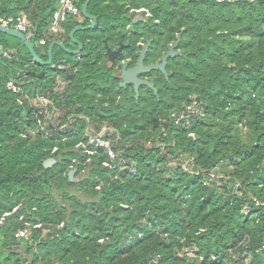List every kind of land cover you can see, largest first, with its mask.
Wrapping results in <instances>:
<instances>
[{
    "label": "trees",
    "instance_id": "1",
    "mask_svg": "<svg viewBox=\"0 0 264 264\" xmlns=\"http://www.w3.org/2000/svg\"><path fill=\"white\" fill-rule=\"evenodd\" d=\"M59 1L0 0V17H29L43 61L81 24L71 17L48 36ZM88 13L96 31L74 36L88 55L62 60L54 46V69L20 39L0 38V264H264V0H90ZM179 36L168 80L149 74L159 100L147 86L138 99L120 86L104 37L129 44L134 65L145 38L149 59ZM12 78L21 93L7 88ZM33 93L63 111L48 134ZM195 100L199 113L176 124L172 114ZM104 125L116 130L115 159L87 138ZM25 228L30 239H17Z\"/></svg>",
    "mask_w": 264,
    "mask_h": 264
},
{
    "label": "built area",
    "instance_id": "2",
    "mask_svg": "<svg viewBox=\"0 0 264 264\" xmlns=\"http://www.w3.org/2000/svg\"><path fill=\"white\" fill-rule=\"evenodd\" d=\"M79 0H60L59 7L55 11L52 19V24L49 27L48 36L53 38V36H57L60 33H63V23L67 21V19L73 17L74 19L78 20L79 22L83 21L82 11L78 5ZM0 26L13 28L19 32L25 34L29 39L34 38V31L32 28V22L26 14H21L17 17H0ZM47 38H41L37 40L38 45H45L47 44ZM6 56L10 57L9 53H5ZM56 67V65H53ZM63 67V66H61ZM21 84L15 79H10L7 83V88L11 90L13 93H21ZM65 84V83H64ZM59 85V83H58ZM59 88V87H58ZM54 91H57L54 88ZM67 98V94H62L60 96V102L62 104L65 103ZM29 101L31 105L39 110V114L44 115V119L46 120L45 123L42 125L41 130H46V126L49 123H54L56 126L58 120L63 117V111L61 107L58 105L57 102L53 97L40 94V93H33L32 96L29 97ZM24 102L23 97L20 99V103ZM189 106H186L184 110L181 112H174L172 117L175 119L176 124H180L181 122L187 120V118L193 113H199L198 110V102L195 100ZM54 114H58L54 116ZM74 114L69 115L68 119H73ZM56 117V118H53ZM48 134V131H45ZM116 133V130L110 126L104 125L101 129L95 130L93 127L89 126L86 129L87 138L90 145H95L96 147L105 148L108 156L110 159L116 158V151L112 146V141L110 139V135ZM77 147L85 148V151L88 155H92L94 153L93 150L88 149L86 144L79 143ZM107 164V163H104ZM37 227H40L38 225ZM31 229L25 228L20 229L16 233V238L21 239H30L31 236ZM141 236V234H139ZM184 252L189 256H194V252L191 249H184Z\"/></svg>",
    "mask_w": 264,
    "mask_h": 264
},
{
    "label": "water",
    "instance_id": "3",
    "mask_svg": "<svg viewBox=\"0 0 264 264\" xmlns=\"http://www.w3.org/2000/svg\"><path fill=\"white\" fill-rule=\"evenodd\" d=\"M90 0H85V3L82 7V13L83 15L92 21V24L89 26H77L74 29H72V31L70 32V38L72 39V41L77 45V49L76 50H72V49H68L66 48L62 42L60 41H53L50 43L49 47H48V60L47 61H43L41 60V58L37 55L36 51H35V44L31 42V40L22 32L17 31L16 29L13 28H7V27H1L0 26V33H4L6 35H10V36H14L18 39H20L28 48L29 52L31 53L33 59L41 64V65H46L49 66L52 64V60H53V48L54 46H60L62 47L67 53L71 54V55H78L83 51L84 45L81 41L75 39V33L78 31H86V30H90L94 27H96L97 25V17L93 16L91 14L88 13V6H89ZM137 20H143V18H138ZM135 20V21H137ZM181 41V36H179L177 38V41L169 46L168 51L163 54L161 61L159 63H151L148 65H145V58L147 53L150 50L152 41L147 38L145 45L142 48V51L140 53V56L138 58L137 64L134 67H128L129 63L125 62L123 63L122 66V71H121V78H122V87H125L127 85H133L134 90L136 92V97H139L140 94V87L141 86H148L152 89H154V92L157 94V88L155 87V84L150 82L149 80L146 79H140L138 76L142 75V74H147L153 70H158L161 71L162 73H164L166 75V77H168L169 75H171L172 73H168L166 70V66L168 63V60L170 58L176 57L179 55V52L176 50L179 42ZM106 47H107V53L109 55V58L111 61H114L116 58H119L122 56V50L125 47V45H121L119 47L118 50H113L111 49L108 44L106 43ZM2 52V50L0 49V53ZM58 163V159L53 157V158H49L44 162V166L46 168H50L52 167L54 164ZM77 172V168H73L69 171V177L71 181H77L78 179L75 178V174Z\"/></svg>",
    "mask_w": 264,
    "mask_h": 264
},
{
    "label": "flooded vegetation",
    "instance_id": "4",
    "mask_svg": "<svg viewBox=\"0 0 264 264\" xmlns=\"http://www.w3.org/2000/svg\"><path fill=\"white\" fill-rule=\"evenodd\" d=\"M142 10H144V9H142ZM147 16H148V14H147ZM141 17V16H140ZM139 17V18H140ZM83 20H84V18H83ZM83 21H81L80 23L81 24H79V26H89V25H91L92 24V21H89L88 23H85V22H83ZM96 29V27H94V28H92V29H90V30H86L85 32H92V31H96L95 30ZM102 29V28H101ZM103 30V29H102ZM101 30V31H102ZM104 39V47L106 48V50H105V53H106V55H107V57H108V59H109V61H110V63H111V66H113V65H115V68L114 69H116L117 68V71H118V73H116V70H113V76H115V77H118L120 80H121V82H120V86L122 87V78H121V71H122V66H123V63H125V62H128L129 63V66L128 67H134L136 64H137V61H138V58H139V56H140V53H141V51H142V49L140 50V52H139V56H138V58H137V60H136V63L134 64V65H132L131 64V58L130 57H124V50L126 49V48H128L129 47V44H124V43H122L121 41H119V42H117V44H116V46H115V48H111L110 46H109V44H108V42H107V37H104L103 38ZM145 40H147V38H145ZM152 41V43H153V40H151ZM106 43L108 44V46L111 48V49H113V50H118L119 49V47L121 46V45H125V47L123 48V50H122V56L121 57H119V58H116L114 61H111L110 60V58H109V55H108V53H107V47H106ZM145 43H146V41H145ZM145 43L142 45V48H143V46L145 45ZM152 45L153 44H151V47H150V49L152 48ZM78 47H76V48H74L73 50H76ZM168 49H169V46H167V50L165 51V52H161V53H159L157 50L152 54V55H150V57H149V59H148V57H147V55H148V53H147V55H146V58H145V65H148V64H151V63H159L160 61H161V58H162V56H163V54H165L167 51H168ZM150 51V50H149ZM86 55H88V51H86L84 48H83V51L80 53V54H78V55H73L74 56V58H76L78 61H81V60H83L85 57H86ZM168 64V63H167ZM166 70H167V66H166ZM151 72H157V73H160V74H162V75H164V77H165V79L166 80H168V78H169V76L168 77H166V75L164 74V73H162L161 71H158V70H153V71H151ZM151 72H149V73H151ZM168 72V71H167ZM149 73H147V74H142V75H140V76H138L140 79H146V80H149L150 82H152V83H154L155 84V87H156V83L153 81V77L152 76H150L149 75ZM169 73V72H168ZM127 86H131L132 88H133V90H134V87H133V85L131 84V85H127ZM127 86H125V87H127ZM143 86H141L140 87V89L142 88ZM148 87V86H147ZM150 88V87H149ZM157 88V87H156ZM150 89H152V88H150ZM153 90V93H154V95H156L157 96V98H158V100H159V97H158V91H157V94L154 92V89H152ZM157 90H158V88H157ZM134 92H135V90H134ZM139 96H140V94H139ZM135 97H136V92H135ZM139 98V97H138ZM137 97H136V99H138Z\"/></svg>",
    "mask_w": 264,
    "mask_h": 264
},
{
    "label": "rangeland",
    "instance_id": "5",
    "mask_svg": "<svg viewBox=\"0 0 264 264\" xmlns=\"http://www.w3.org/2000/svg\"><path fill=\"white\" fill-rule=\"evenodd\" d=\"M143 9V8H142ZM139 10V11H137V12H139V13H141V12H145V11H147V10ZM138 13V14H139ZM147 14L149 15L150 13L149 12H147ZM140 16H142V15H138L136 18H139ZM140 18H142V17H140ZM89 22V20H86V22L85 23H88ZM88 33H90V32H88ZM75 36L78 38V39H80L81 38V34H80V31L79 32H77V33H75ZM0 38H5L6 40H7V42H9V43H12V44H14L15 42H18L14 37H12V36H10V35H6V34H4V33H0ZM66 45L67 46H69L68 47V49H74V48H76V44L75 43H69V42H66ZM59 50H58V48H55V52H58ZM62 60H74V56L73 55H71V54H64L63 56H62ZM57 60V59H56ZM56 63H59L60 61H55ZM50 66V65H49ZM50 68L51 69H54L55 68V66H53V65H51L50 66ZM150 75H153V73H149ZM60 85V86H59ZM59 85H57V87H56V90L57 91H61L62 89H64L65 87H66V83L64 84V82H59ZM59 87V88H58ZM191 99H194L193 97H190ZM190 104H193L192 102L191 103H189L187 106H189ZM58 114H54V116H57ZM173 115V114H172ZM53 118H56V117H53Z\"/></svg>",
    "mask_w": 264,
    "mask_h": 264
}]
</instances>
